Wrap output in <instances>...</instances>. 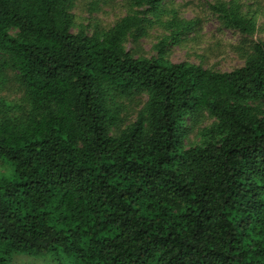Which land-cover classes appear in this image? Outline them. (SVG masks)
<instances>
[{"label": "trees", "instance_id": "1", "mask_svg": "<svg viewBox=\"0 0 264 264\" xmlns=\"http://www.w3.org/2000/svg\"><path fill=\"white\" fill-rule=\"evenodd\" d=\"M166 1L104 28L76 0H0V264H264V3L210 6L240 35L220 72L165 58L194 24L175 14L155 56L126 50Z\"/></svg>", "mask_w": 264, "mask_h": 264}, {"label": "rangeland", "instance_id": "2", "mask_svg": "<svg viewBox=\"0 0 264 264\" xmlns=\"http://www.w3.org/2000/svg\"><path fill=\"white\" fill-rule=\"evenodd\" d=\"M218 1L226 0H167L164 6L165 12L160 15L159 22L151 19L152 24L146 29L145 36L136 43L131 40L125 43L126 50L134 57L155 56V46L168 34L160 23L164 25L175 14L178 19L192 21L194 24L190 31L167 45L165 58L169 62H187L220 72L240 67L243 61L233 50L240 42V35L221 29L216 16L210 10V6ZM239 1L247 5L254 3L253 0ZM92 3L97 4V10L92 9ZM260 3L263 4L264 0ZM254 9L255 6L252 7V10ZM73 11L78 16L95 19L104 28L111 27L117 20L130 13L124 0H76ZM258 24L262 31L253 38L264 40V18L261 17ZM15 180L14 166L6 159L0 158V183ZM15 264H70V262L58 255H51L40 258H19L15 260Z\"/></svg>", "mask_w": 264, "mask_h": 264}]
</instances>
